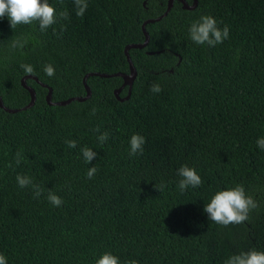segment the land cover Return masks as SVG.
Segmentation results:
<instances>
[{"label":"trees","instance_id":"trees-1","mask_svg":"<svg viewBox=\"0 0 264 264\" xmlns=\"http://www.w3.org/2000/svg\"><path fill=\"white\" fill-rule=\"evenodd\" d=\"M167 2L87 0L80 17L74 0H48L57 15L45 31L38 22L12 28L0 19L4 106L30 102L23 64L47 86L27 79L34 105L16 113L0 108V254L8 264H96L105 253L120 264H225L232 255L264 251V150L257 146L264 138V0H197L191 10L174 1L146 24L147 46L129 50L135 77L127 100L114 95L121 76H89V99L46 102L48 88L52 102L84 97L89 73L129 75L125 46L144 42L142 24L162 16ZM203 16L227 26L229 38L215 47L193 42L189 29ZM16 40L25 47L13 48ZM48 64L52 77L44 72ZM154 83L158 94L150 90ZM136 134L146 144L131 156ZM84 147L97 153L90 164ZM185 165L203 183L182 192L178 169ZM17 175L31 177L43 194L21 188ZM237 185L258 207L243 224L210 221L205 205ZM49 191L63 200L60 207L48 201Z\"/></svg>","mask_w":264,"mask_h":264},{"label":"clouds","instance_id":"clouds-1","mask_svg":"<svg viewBox=\"0 0 264 264\" xmlns=\"http://www.w3.org/2000/svg\"><path fill=\"white\" fill-rule=\"evenodd\" d=\"M74 3L77 9L76 15L83 17L88 8L87 0H74ZM56 15V9L48 3V0H0V19L7 17L12 28L21 24L28 25L38 22L40 30L45 31L56 23ZM59 15L64 19L68 18L67 12H61ZM189 32L191 40L196 44H207L212 47L222 44L224 40L229 38V28L225 26L221 30L217 26V21L211 16H203L199 21L194 22ZM12 47L23 48L25 47V43L16 40L13 42ZM21 67L26 74L31 75L34 72V68L31 65L23 64ZM44 72L49 77L55 75V69L51 64L44 66ZM150 90L158 94L162 91V88L159 83H154ZM96 111L93 108L92 114L95 115ZM96 131L99 132L100 129L97 128ZM97 138L103 144L109 138V134L104 132ZM65 143L69 148L77 147L76 140H66ZM145 144V137L139 134L133 135L130 139V155L143 154ZM257 146L261 150H264V138L257 140ZM81 152L85 161L89 164L97 156V153L88 147L81 149ZM20 162L21 153L18 152L16 163L19 164ZM97 171L95 166L91 167L87 172V178L92 179ZM178 175L181 177L178 187L182 192L190 186L196 188L203 183L196 169L190 168L187 165L178 169ZM16 180L21 188L31 186L36 198H39L43 194V189L39 185L34 184L31 177L17 175ZM164 187L165 185L161 184L157 190L162 193ZM47 199L56 207H60L63 204V200L53 191L48 192ZM257 207V202L253 197L246 194L244 187L237 185L229 190L217 192L211 201L205 205L204 211L207 213L210 221L227 227L232 224H243L249 219V213ZM0 264H8L7 258L3 254H0ZM96 264H120V260L119 257L111 253H105L96 261ZM128 264H138V262L133 260L128 262ZM225 264H264V251L252 249L241 252L232 255L225 261Z\"/></svg>","mask_w":264,"mask_h":264},{"label":"water","instance_id":"water-1","mask_svg":"<svg viewBox=\"0 0 264 264\" xmlns=\"http://www.w3.org/2000/svg\"><path fill=\"white\" fill-rule=\"evenodd\" d=\"M174 1H179L182 4L183 8L186 9V10L194 9L196 4H197V0H193L192 5H188V3L185 0H168L167 8H166V10H165V12H164V14L162 16H160V17H158L156 19L147 20V21H145L142 24V31H143V34H144V37H145L144 42L141 43V44H129V45H126L125 48H124V53L126 55L127 61L129 63V66H130V74L129 75H124V74L107 75V74H100V73H89V74L85 75L84 78H83V85H84L85 90H86V95L84 97H74V98H70V99H67V100H64V101H60V102H52V92H51V89L48 88V93H47V96H46V102L49 105L65 106V105H68L69 103H71L72 101H80V102H82V101H85V100L89 99L90 96H91V90L88 87V85L86 84V79L89 76H100V77H104V78L111 77V76H121L124 79L123 84H122V86L120 88L114 90V95L120 101L127 100L129 98V96H130L131 88H132V82H133L134 77H135V69L133 67V64H132L130 56H129V50L130 49H136V48L137 49H142V48L147 46L148 41H149V35H148V33H147L146 29H145L146 24L158 21L162 17H164L170 11V9L172 8ZM27 79H33L34 81L39 83L41 86L47 87L46 85L40 83L39 80L36 77H34V76H31V75L24 76L21 79V84L26 90H28V92L30 94V102L28 103V105L26 107H23L22 109H8V108H6L4 106V104L2 102V99L0 97V108L4 109L6 112H9V113H16V112H18L20 110H24V109L30 108V107H32L34 105L35 99H36L35 91H34V89H32L31 87L26 85V80ZM124 87L128 88L127 89L128 90L127 91V95L124 98H120V96H119L120 92H121V90Z\"/></svg>","mask_w":264,"mask_h":264}]
</instances>
